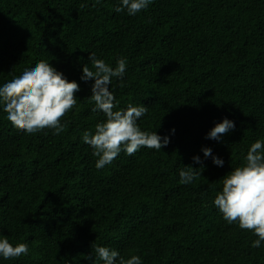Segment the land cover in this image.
<instances>
[{
	"label": "trees",
	"instance_id": "trees-1",
	"mask_svg": "<svg viewBox=\"0 0 264 264\" xmlns=\"http://www.w3.org/2000/svg\"><path fill=\"white\" fill-rule=\"evenodd\" d=\"M120 5L0 0V86L41 60L80 85L59 135L17 129L0 105V238L29 245L0 264H102L93 245L142 264H264V241L253 247L258 237L214 205L222 178L264 140V0H153L135 16ZM90 53L113 68L126 59L123 86L110 85L114 110L146 106L138 124L168 136L166 147L95 167L82 134L106 117L92 111L95 81L81 80ZM224 118L235 129L206 139ZM194 156L202 176L181 184L184 166H201Z\"/></svg>",
	"mask_w": 264,
	"mask_h": 264
},
{
	"label": "clouds",
	"instance_id": "clouds-1",
	"mask_svg": "<svg viewBox=\"0 0 264 264\" xmlns=\"http://www.w3.org/2000/svg\"><path fill=\"white\" fill-rule=\"evenodd\" d=\"M153 0H121L116 12L127 10L135 16L146 9ZM99 3V0H97ZM88 64L82 67L81 80H94L90 101L94 103L92 111H101L106 119L95 125V131L85 130L82 134L84 143L93 148L98 157L95 167L102 169L111 164L121 153L133 156L142 147L160 151L170 143L168 136L161 137L156 132L142 131L138 120L145 116L148 108L144 105L129 104L126 109H117L114 92L110 90L113 78H118L123 86L127 61L119 58L113 68L95 53H90ZM80 85L69 81L62 72L57 71L47 60H41L34 67L25 69L19 76L0 86V105L7 114L8 121L17 129L29 134L44 129H53L55 135L65 130L61 120L69 111L77 107L76 93ZM235 129L232 120L224 118L207 134L206 139L220 141L223 135ZM174 133V129L172 130ZM205 158L211 157L213 164L223 167L222 158L213 155L212 149L202 148ZM193 160L199 168L184 166L179 171L180 183L189 184L202 176L204 165L199 156ZM214 205L228 224L238 223L243 230L253 232L258 239L253 247H260L264 241V140L251 144L245 163L234 168L222 178V191L218 192ZM96 260L102 264H142L141 257L121 256L120 252L106 246H92ZM29 253L27 243L15 246L5 236L0 238V257L4 260L19 258ZM90 259V257H86Z\"/></svg>",
	"mask_w": 264,
	"mask_h": 264
}]
</instances>
